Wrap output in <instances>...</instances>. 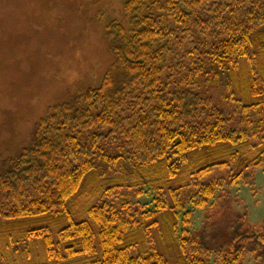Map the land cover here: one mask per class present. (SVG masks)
Wrapping results in <instances>:
<instances>
[{"label":"trees","instance_id":"16d2710c","mask_svg":"<svg viewBox=\"0 0 264 264\" xmlns=\"http://www.w3.org/2000/svg\"><path fill=\"white\" fill-rule=\"evenodd\" d=\"M122 16L101 85L0 164V259L29 244L24 264H242L264 234L212 248L192 211L264 170V0H126Z\"/></svg>","mask_w":264,"mask_h":264},{"label":"rangeland","instance_id":"374dc122","mask_svg":"<svg viewBox=\"0 0 264 264\" xmlns=\"http://www.w3.org/2000/svg\"><path fill=\"white\" fill-rule=\"evenodd\" d=\"M125 2L0 0V164L29 145L35 124L52 106L101 85L114 62L106 27L122 22ZM119 76L111 70L114 82ZM225 78L222 74V82ZM222 174L216 171L214 176ZM253 174V187L227 188L213 208L192 211V228L200 230L207 246L227 250L235 232H260L263 237L264 224H255L264 220V170ZM150 198L139 201L148 204ZM262 243L243 257L242 264H264ZM18 246L7 259L11 264L25 263L22 251H29V244ZM37 250L42 261L39 246Z\"/></svg>","mask_w":264,"mask_h":264}]
</instances>
